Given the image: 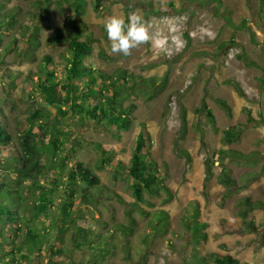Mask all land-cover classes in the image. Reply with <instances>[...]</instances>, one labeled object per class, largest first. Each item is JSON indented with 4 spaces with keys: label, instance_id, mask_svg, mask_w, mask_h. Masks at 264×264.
Listing matches in <instances>:
<instances>
[{
    "label": "rangeland",
    "instance_id": "obj_1",
    "mask_svg": "<svg viewBox=\"0 0 264 264\" xmlns=\"http://www.w3.org/2000/svg\"><path fill=\"white\" fill-rule=\"evenodd\" d=\"M85 1L86 12L81 17L72 8L60 13L55 5L51 7L50 19L45 21L51 29H45L42 33L38 62L44 56L51 55L55 63H61V77L66 61L60 55H68L66 45L53 47L48 45L47 39L55 34L58 27L67 32L72 30L73 23L82 21L86 24L87 32L93 33L101 41V44L95 46L87 64L109 74L123 68L135 76H168L166 87L153 99L139 95L135 102L137 109L134 112V125L120 140L114 139L104 124L93 122L82 126L64 120V126L70 124L69 139L77 151L76 159L71 161L68 168L76 160L85 162L99 175L103 185L115 190L122 198V202L118 199H101L92 207L76 208L87 216L80 224L107 240L110 254L103 260L98 258V262L139 264L141 258H146L147 264H185V259L192 253L188 245L191 234L187 225L194 221L199 212L197 219L208 224L206 232L209 234L203 255H231L241 264H264V209L251 212L249 217L261 228L260 233L218 235V220L225 219L231 224L239 220L237 213L242 198L264 201V11L260 0H222V4L213 3L212 0H197L193 3L188 0H101L106 9L104 13L95 9L96 0ZM27 3V0H12L8 7L27 8ZM170 3L175 8L169 6ZM164 7L168 8L166 12L161 10ZM228 11H231L230 15ZM132 12L151 20L154 30L164 37L165 47L145 44L134 49L130 56L111 53L108 41L105 40L106 18L113 14L127 18ZM23 22L32 24L27 20ZM14 37L19 40V48L26 47V38L11 31L4 35L1 53L5 52V47L9 46ZM229 41H234L236 45H224ZM102 51L108 58L101 56ZM194 52H205L206 55L194 56ZM5 61L13 72L28 73L35 71L38 65L16 59L14 53H8ZM250 61H254L257 67L249 66ZM150 64L157 66L144 68ZM2 75L3 71L0 70V107L4 112V117L0 116V119L8 123L13 143L0 155V161L19 154V142L26 128L28 107L36 108L45 104L39 93H34V101L29 99L28 92L32 87L27 84L24 90L10 92L6 88L8 81H3ZM226 81L240 84L247 99L240 97ZM159 82L162 84L161 80ZM219 98L229 103L233 110L232 117H228L219 106ZM203 103L213 112L217 131L203 111ZM182 107L186 109L187 117L184 138ZM249 117L254 121L249 123ZM141 123L147 126L152 143L151 155L165 174V183L173 199L165 202L164 193L156 197L146 196L147 203H142L140 210L135 206L132 181L122 173L116 178L114 167L100 170L101 154L89 146V142L100 143L113 153L116 161L127 162L136 148ZM232 127L242 128V134L234 143L226 144L222 132ZM79 142L84 145L79 147ZM178 145L190 153L192 162L188 163L181 155ZM221 149L256 153L252 160L234 159L230 163V173L237 180L238 187L229 197H226L229 193L227 188L218 182V163L215 164L214 177L209 182L205 181V161L207 158L219 161L213 153ZM53 179H57V175L50 171L41 178V182L51 188ZM60 195L61 190L55 198L56 206L50 212H55L61 204ZM41 220L46 225L51 222V218L45 216H41ZM160 220L167 222L166 232L158 227ZM128 227L133 228V233L124 234ZM4 232L10 233V230L5 228ZM50 239L49 246H59ZM20 241L22 237L17 239V243ZM41 254L50 257L49 247L43 249ZM99 254L98 249L84 254L72 252L77 260L83 257L82 264H87L93 256ZM55 260L70 264L69 256L57 257ZM43 264H47V259L43 260Z\"/></svg>",
    "mask_w": 264,
    "mask_h": 264
},
{
    "label": "trees",
    "instance_id": "obj_2",
    "mask_svg": "<svg viewBox=\"0 0 264 264\" xmlns=\"http://www.w3.org/2000/svg\"><path fill=\"white\" fill-rule=\"evenodd\" d=\"M27 1V8L22 6L9 8L8 3L12 0H0V46L4 35L11 31L26 38L24 49L19 48V40L14 37L9 46L5 47V52H0V70L3 71L2 80L8 81L6 88L10 92L24 90L27 84L32 87L28 92L29 99L34 101L36 99L34 93H39L45 104L36 108L28 107L26 128L19 142V154L0 161V264H43L44 259H47V264H64L55 259L67 256H69L70 264H82L83 257L77 260L72 252L84 254L95 249L99 250V256H93L87 264H101L98 260H103L110 254L109 247L106 245L107 240L91 228L80 224L81 221L86 220L87 216L82 214V210L77 211L76 208L78 206L92 207L101 199L106 201L118 199L122 202V198L115 190L103 185L99 175L85 162L76 160L73 166L68 168L71 161L76 159L77 151L69 139L70 124L64 126V120L73 121L82 126L93 122L104 124L112 137L120 140L122 135L129 132L134 125V112L137 109L135 102L139 99V95L146 96L149 100L153 99L166 87L168 76L165 75L162 78L135 76L134 73H128L123 68L109 74L87 64L95 46L101 44V41L93 33H88L86 24L79 21L73 23L72 30L67 32H63L58 27L55 34L47 39L48 45L53 47L66 45L65 50L68 55H60L66 61L63 64V75L60 77L61 63H55L51 55L44 56L38 62L37 53L42 46V33L45 29H51L45 21L50 19V9L54 5L60 13L65 12L67 8H72L81 17L86 12L87 2L85 0H78V2L77 0ZM188 1L193 3L197 0ZM212 1L223 3L222 0ZM260 3L264 11V0H260ZM168 5L175 8L171 3ZM95 9L106 12L101 0H96ZM227 14L230 15L231 11ZM23 20L32 24L28 25ZM227 21L231 23L230 19ZM105 38L110 46L107 34ZM225 44L236 45L234 41ZM8 53H14L16 59L23 62L37 63L35 71L31 70L28 73L11 71L5 61ZM193 55L203 56L206 53L194 52ZM101 56L107 57L103 51ZM156 66V64H150L144 68L150 69ZM249 66L257 67V64L250 61ZM226 84L232 85L240 97L247 99L240 84L234 81H226ZM217 103L228 117H232L233 110L226 100L219 98ZM202 109L217 131L213 112L205 103ZM0 116L4 117L1 107ZM253 121V118L249 117V123ZM242 131V128L237 127L223 130L222 136L225 143L232 144L237 141ZM186 132V109L182 107L183 138ZM12 143L13 136L9 131L8 123L0 119V155ZM83 145L79 142V147ZM89 146L94 147L101 154L100 170L105 167H114L116 178L122 173L132 181V195L138 209L141 210L142 203H147L146 196L156 197L164 193L166 194L165 202L173 199V194L165 183V174L151 155V137L145 123L140 124L136 148L127 162L116 161L113 153L106 150L100 143L89 142ZM178 148L187 162H192L190 153L179 145ZM213 154L219 161L207 158L205 181L209 182L214 177L215 164L218 163L220 166L218 182L227 188L229 193L226 197H229V194L238 187L237 180L230 173V163L234 159L252 160L256 153L246 154L234 149H221ZM50 171L57 175V179L51 182L53 185L51 188L41 182V178L47 176V172ZM59 190H61V204L57 206L55 212H50L49 210L56 206L55 198L58 197ZM239 205L238 221L231 224L225 219L218 220L219 236H242L245 233L261 232V228L249 217L251 212L264 209V201L245 197L239 201ZM198 213L194 221L187 225L191 234L188 245L192 248V253L185 259V264H210V262L211 264H241L231 255L222 256L217 253L203 255L202 251L209 238L206 232L208 224L199 222ZM41 216L51 218L50 224H44ZM132 221L135 224V221ZM158 227L166 232L167 222L160 220ZM5 228H8L10 233L4 232ZM125 230L124 234L133 233L132 227ZM262 234L264 236V232ZM20 237L22 241L17 243ZM50 238L59 246H49ZM47 247H49L50 257L41 254ZM139 264H147L146 258H141Z\"/></svg>",
    "mask_w": 264,
    "mask_h": 264
},
{
    "label": "clouds",
    "instance_id": "obj_3",
    "mask_svg": "<svg viewBox=\"0 0 264 264\" xmlns=\"http://www.w3.org/2000/svg\"><path fill=\"white\" fill-rule=\"evenodd\" d=\"M162 11H167L164 7ZM107 38L110 41L112 54L130 56L134 49L145 44H152L153 47H165L162 34L155 31L149 18L132 12L127 18L122 15L113 14L105 20Z\"/></svg>",
    "mask_w": 264,
    "mask_h": 264
},
{
    "label": "crops",
    "instance_id": "obj_4",
    "mask_svg": "<svg viewBox=\"0 0 264 264\" xmlns=\"http://www.w3.org/2000/svg\"><path fill=\"white\" fill-rule=\"evenodd\" d=\"M190 4V3H189Z\"/></svg>",
    "mask_w": 264,
    "mask_h": 264
}]
</instances>
